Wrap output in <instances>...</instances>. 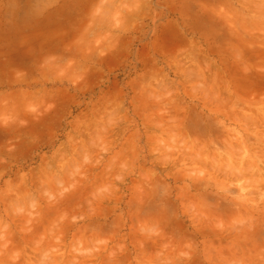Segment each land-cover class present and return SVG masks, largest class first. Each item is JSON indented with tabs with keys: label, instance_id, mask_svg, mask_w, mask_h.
<instances>
[{
	"label": "clouds",
	"instance_id": "1",
	"mask_svg": "<svg viewBox=\"0 0 264 264\" xmlns=\"http://www.w3.org/2000/svg\"><path fill=\"white\" fill-rule=\"evenodd\" d=\"M0 264H264V0H0Z\"/></svg>",
	"mask_w": 264,
	"mask_h": 264
}]
</instances>
